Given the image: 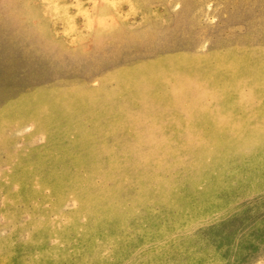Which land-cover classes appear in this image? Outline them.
<instances>
[{
  "label": "rangeland",
  "instance_id": "1",
  "mask_svg": "<svg viewBox=\"0 0 264 264\" xmlns=\"http://www.w3.org/2000/svg\"><path fill=\"white\" fill-rule=\"evenodd\" d=\"M0 264H264V0H0Z\"/></svg>",
  "mask_w": 264,
  "mask_h": 264
}]
</instances>
